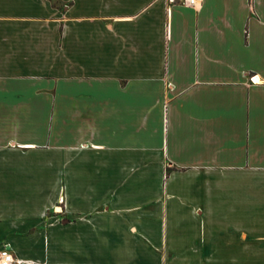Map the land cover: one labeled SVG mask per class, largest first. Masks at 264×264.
Segmentation results:
<instances>
[{"label":"crops","instance_id":"obj_1","mask_svg":"<svg viewBox=\"0 0 264 264\" xmlns=\"http://www.w3.org/2000/svg\"><path fill=\"white\" fill-rule=\"evenodd\" d=\"M5 244L264 264V0H0Z\"/></svg>","mask_w":264,"mask_h":264},{"label":"built area","instance_id":"obj_2","mask_svg":"<svg viewBox=\"0 0 264 264\" xmlns=\"http://www.w3.org/2000/svg\"><path fill=\"white\" fill-rule=\"evenodd\" d=\"M171 2L175 0H170ZM201 0H182V2L186 5L195 6ZM15 258L13 253L9 250V246L7 244L3 245L0 248V264H14Z\"/></svg>","mask_w":264,"mask_h":264},{"label":"rangeland","instance_id":"obj_3","mask_svg":"<svg viewBox=\"0 0 264 264\" xmlns=\"http://www.w3.org/2000/svg\"><path fill=\"white\" fill-rule=\"evenodd\" d=\"M58 205H60V204H58ZM63 205L61 204V206H59V207H54L53 206V213H55V214H62V215H65V213H67V211H65L64 209H65V207L63 206ZM61 207H62V209H61ZM47 213L48 212H51V211H46ZM50 214V213H49Z\"/></svg>","mask_w":264,"mask_h":264}]
</instances>
